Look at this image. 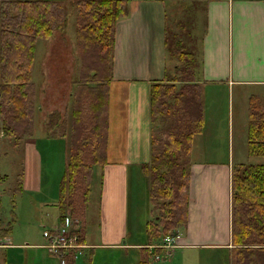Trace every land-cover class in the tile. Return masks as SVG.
<instances>
[{
	"label": "trees",
	"instance_id": "16d2710c",
	"mask_svg": "<svg viewBox=\"0 0 264 264\" xmlns=\"http://www.w3.org/2000/svg\"><path fill=\"white\" fill-rule=\"evenodd\" d=\"M128 13L127 0L0 2V115L4 118L0 133L18 140L32 124L37 41L48 40L56 31L66 32L69 15H74L75 46L81 66L79 76L73 80L69 135L67 122L62 127V137L69 139V151L57 208L58 229L66 227L68 220L80 223L77 230L69 231L78 236L79 243L86 234L93 166L106 163L103 135H108L115 28ZM176 53L181 63L176 75L166 81L150 82L148 90L150 160L141 168L149 176L153 214H157L147 224L151 239L175 233L187 223L188 155L193 137L204 126L194 58L177 49ZM259 105L262 109L250 103L247 147L250 156L264 158V107ZM9 230L10 227L6 232ZM231 245L235 248L234 264H264V163L232 167ZM140 252L138 264H150L149 249L142 248ZM62 258L65 264H75L70 252Z\"/></svg>",
	"mask_w": 264,
	"mask_h": 264
},
{
	"label": "crops",
	"instance_id": "0c3cea01",
	"mask_svg": "<svg viewBox=\"0 0 264 264\" xmlns=\"http://www.w3.org/2000/svg\"><path fill=\"white\" fill-rule=\"evenodd\" d=\"M3 1L7 0H0V2ZM170 3L165 5L161 0L139 1L132 9L129 8L127 17L116 25L112 58L113 75L109 89L108 137L110 142L107 145V147L111 146L114 141L115 152H111L108 158L106 157L105 164L93 166L98 167L96 183L93 187L95 192L90 194L87 203L86 234L82 242L85 248L83 255L77 259L78 261L76 260L77 264L107 263L113 259V256H107L106 253H112V255L118 251L128 253L132 248H138L135 250H139L141 255L142 248L151 249L155 245V243L153 245H128L127 243L129 239L128 168L140 166V164L142 166L150 160V152L136 157L131 156L130 153L132 148L141 141L145 125L150 129L148 105L150 82L173 78L177 67L181 65L176 58L179 64L171 67V59L166 55V42H164L166 12L168 7L169 10L174 8V4ZM203 3L204 25L200 32V41L198 46L196 42L191 43L189 53L195 61L197 75L195 82L204 89L201 90L200 95L202 106L207 108L205 107L208 103V98L205 97L206 89H209L212 97L223 90L227 98L234 87L258 86L264 91V0H207ZM175 51L176 49H173V52ZM70 96L72 98V93ZM37 110H39L37 113L36 111L32 113V125L39 124L38 117L41 109ZM65 113L69 117L64 118L63 113L52 111L46 116L45 123L52 122L47 119L51 115L56 128L63 127L64 122H67L69 135L70 104L65 106ZM207 113L206 109L203 110L204 126L202 132L194 138V141L198 139L201 151L204 153L201 159L195 162L194 173L190 172L186 232L182 235L180 230L176 234L178 238L176 243L180 244L181 248L216 247L228 250L232 249L230 228V182L233 167V165L231 167L230 156L232 152L228 153L226 159L224 157L219 161H215L213 157L206 158L209 144L211 147L216 144L215 141L211 143V139L217 137V133L213 131L214 127L208 123L210 116ZM148 136L149 141L142 139V143L150 145L149 132ZM207 137L210 139L208 142L205 140ZM61 138L67 145V149L65 151L64 147L59 146L58 156L61 157L60 161L64 163L65 168L69 139ZM20 148H24V153L18 165L20 172L16 175V180L22 183L21 192L35 193L41 197L40 201H36L38 207L35 210L28 207L25 209V215L47 226L48 230L43 235L46 241L50 237L51 229L58 227V193L56 201L53 193L48 197L41 196L42 171L38 169L43 164L44 156L37 149L36 140L30 137L29 141L25 140ZM94 173L93 169L91 182H93ZM3 176L7 174L4 173ZM43 187H46L44 183ZM193 210L198 216L201 211L200 217L203 218L200 222L195 221L197 224L194 226H192ZM87 227H91L94 232L87 233ZM160 244L158 241L156 246ZM26 246L34 247L32 249H36V256H39L41 252L38 250L45 248L43 244L39 245L41 248H36L38 245L30 243H26ZM39 264L54 263L51 257L40 261ZM150 264H152L151 261Z\"/></svg>",
	"mask_w": 264,
	"mask_h": 264
},
{
	"label": "rangeland",
	"instance_id": "374dc122",
	"mask_svg": "<svg viewBox=\"0 0 264 264\" xmlns=\"http://www.w3.org/2000/svg\"><path fill=\"white\" fill-rule=\"evenodd\" d=\"M70 1L72 3L73 0ZM139 1L142 0H127L129 8L132 9ZM161 1H163L165 5L169 2H171L170 4H174V8L169 10L168 7L166 12V34L164 40V42H166V55L171 59L172 63L170 66L173 67V65L176 66L179 64L177 60H175L177 54L176 51L173 52V49L176 48L177 51H182L183 55H185L191 52V43L196 42L198 46L200 32L204 25L203 2L207 0L197 2L190 0H174L175 2L170 0ZM69 21L70 25L66 32L56 31L48 40H38L36 44L32 73V84H34L32 101L34 106L33 112L36 111L35 113H37V111H39L37 109H41L38 117L39 124L33 123V125H30L29 123L25 134L20 140L16 139L15 136L6 135L4 132L0 133V221L5 224L0 227V264H39L40 261L48 260L51 257L52 263L62 264L58 256L52 255L50 251L44 247L41 250L37 249L41 252L39 256H36V249H32L34 247H29L31 248L29 249L26 246V243L38 245L36 248H41L39 245L42 244L43 246H49L55 237L57 227L50 231L51 234H54L52 235L54 237L52 239L48 237L45 241L43 235L45 231L48 230L47 226H44V223H39L38 220H35L31 216L25 215V209L28 207L33 210L38 207L36 201H40L41 197L37 196L35 193H22V183L16 180V175L20 172L18 165L22 161L24 153V148L21 149L20 147H22L25 140L29 141V138L33 137L37 142V149L44 156L43 164L41 168L39 167L38 169L42 171L41 196L48 197V195L53 193L56 201L57 193L59 192V184L64 173V163H61V157L58 156V154H60L58 147L62 146L66 151L67 145H65V142L61 138L62 134H65L62 132L63 128H56V123H54L52 115L47 118L48 120H52L50 124L45 123V118L50 112H55V110L58 113H63L65 118L67 116L65 113V106L70 104L71 109L73 106V99L70 95L73 93V80L77 75L79 76L81 64L75 46L74 15H69ZM177 43L178 45H176ZM195 78H197L196 74ZM201 90L203 91L204 89ZM206 92L205 97L206 99L208 98V103L205 107L207 108L202 106V110H207V115L210 116L208 118V123L210 126L214 127L213 131L217 133V137L212 138L211 141L209 137L205 139L206 142H208V140L211 143L212 141L216 142L215 146L212 145L213 147L209 144L207 153L209 155L213 154V156L206 154V158L211 159V157H213L215 161H219L224 159V157L226 159L228 153L231 151V167L232 165L239 164L256 165L264 163V158L250 156L247 147L250 103L255 107H259V103L264 104V91H262V87H234L229 98L226 97L223 90L218 91V94L213 97L209 89H206ZM212 101L214 102L212 103ZM259 108L262 109L261 107ZM3 122L4 118L0 115V130L2 129ZM148 132L149 128L145 125L142 139L149 141ZM57 136H60V138L58 139ZM195 136L192 139L190 153L188 155V167L191 173H194L195 162H198L204 153L201 151L198 139L194 141ZM63 137L68 138V136ZM103 139L105 141V150H103V153L106 158L111 152H115V147L114 141L111 146L107 147L110 142L108 135H103ZM142 139L132 148L130 152L131 156L136 157L142 153L149 154V145L147 143H142ZM204 145H206V143H204ZM118 147L116 148L117 151L119 149ZM9 156H12V158H9ZM113 156L114 155H112V157ZM93 169L95 173L93 182H91L90 194L95 192V188L93 187L96 183V172L98 167H93ZM33 170L36 169L33 168ZM128 170L129 239L127 243L128 245H153L155 243V248L158 241L161 243V240L151 239L147 231V224L157 216V214H153L149 192V176L143 172L141 164L140 166L129 167ZM4 173L7 174V176H3ZM43 183L46 185L45 188L43 187ZM44 199L48 201L47 198ZM200 216L201 211L198 216L196 211L193 210L192 221L194 223L192 226L203 220ZM69 223H71L70 226L68 227L67 225L66 227L69 231H72L73 228H77V225L80 224H78L77 221H69ZM186 225L181 229L182 235L186 232ZM8 227H10V230L6 232ZM69 231L66 232V236H69ZM90 232L94 231L91 227H87V233ZM179 232L180 230H177L176 234ZM61 237L62 236H60V238ZM19 245H22V247H19ZM135 249L132 248L128 253H120L118 251V253L115 252L114 255H112V253H106L107 256H113V259L107 263L102 262L101 264H138L140 253L139 250ZM234 250L235 248L233 246L232 249L228 250L216 247L181 248V245L174 241L171 247H165V249L159 251L158 258L156 256L155 259L151 257L150 261L152 264H234ZM76 262L75 264H77Z\"/></svg>",
	"mask_w": 264,
	"mask_h": 264
},
{
	"label": "built area",
	"instance_id": "2783aa9c",
	"mask_svg": "<svg viewBox=\"0 0 264 264\" xmlns=\"http://www.w3.org/2000/svg\"><path fill=\"white\" fill-rule=\"evenodd\" d=\"M69 231L66 228L61 229L55 234V237L51 244H49L48 249L53 253V254H58L60 250H67V249H72V248H78V236L74 233H69V236H66V232ZM60 236H62L60 238ZM177 235H168L164 238L163 240V245L160 246L159 248H164L165 247H171L176 241ZM60 238V239H59ZM158 258V256H157ZM62 261V264H64V261Z\"/></svg>",
	"mask_w": 264,
	"mask_h": 264
}]
</instances>
